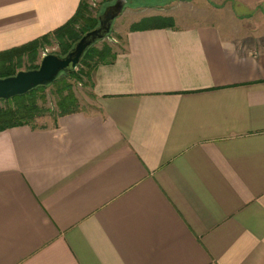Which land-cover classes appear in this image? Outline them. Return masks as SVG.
<instances>
[{
    "label": "crops",
    "instance_id": "1",
    "mask_svg": "<svg viewBox=\"0 0 264 264\" xmlns=\"http://www.w3.org/2000/svg\"><path fill=\"white\" fill-rule=\"evenodd\" d=\"M235 1L263 24H127L94 111L0 132V264H264V0ZM80 2L0 0V52Z\"/></svg>",
    "mask_w": 264,
    "mask_h": 264
},
{
    "label": "trees",
    "instance_id": "2",
    "mask_svg": "<svg viewBox=\"0 0 264 264\" xmlns=\"http://www.w3.org/2000/svg\"><path fill=\"white\" fill-rule=\"evenodd\" d=\"M99 15L97 12L93 16L91 8L85 3V0H81L76 14L65 25L23 46L0 52V78L15 76L24 64L27 65V71L38 69L39 65H36L35 62L41 51L48 45L50 37H54L58 42L59 56H66L85 34L97 28ZM152 27L172 28L174 27V20L162 16L143 19L134 24L132 30ZM117 55L118 52L108 44H104L102 48L92 46L84 54L78 69L92 78L94 71L99 66L112 64ZM85 68L90 72H86ZM77 74L78 72L75 70L61 75L75 76ZM46 88L47 86H41L26 95L17 96L10 100H0V132L21 126L36 128L39 120L49 116H54V124H56L60 117L81 112L80 102L69 87L67 88L68 93L60 97L56 112L46 108L41 101L42 94H40Z\"/></svg>",
    "mask_w": 264,
    "mask_h": 264
},
{
    "label": "rangeland",
    "instance_id": "3",
    "mask_svg": "<svg viewBox=\"0 0 264 264\" xmlns=\"http://www.w3.org/2000/svg\"><path fill=\"white\" fill-rule=\"evenodd\" d=\"M116 2L117 0H85V3L91 8L93 16H95L97 12L101 15L107 7L114 5ZM236 3L235 0H127L122 14L114 21L110 34L103 41L97 43L95 47L102 48L104 44H108L113 47L116 52L120 51L123 47L124 40L122 31L124 27L135 21L137 24V22H141L144 17H147L146 15H148L149 12L145 7L150 5H165L167 8H171V13L176 16L173 20L179 22V27L212 22L232 27H246L248 25L259 26L263 24L261 21V24H255L254 21H249L244 16H240L235 10ZM168 12H170V9ZM145 25L147 24L145 23ZM239 35L252 34L249 31L243 30ZM59 53L60 47L57 40L54 37H50L48 45L41 51L35 64L39 65L46 55H59ZM20 71H27V65L24 64ZM76 71L78 74L75 76L60 75L56 82L47 86L44 92L40 93L42 94L41 101L46 108L56 112L60 97L68 93L67 88L69 87L71 92H73L79 100L82 110L92 112L96 109L95 99L92 93V78H89L87 73L83 74L80 72L78 68ZM85 71L90 72L86 68ZM53 124L54 116H49L41 119L40 122L37 123V126L46 127Z\"/></svg>",
    "mask_w": 264,
    "mask_h": 264
},
{
    "label": "water",
    "instance_id": "4",
    "mask_svg": "<svg viewBox=\"0 0 264 264\" xmlns=\"http://www.w3.org/2000/svg\"><path fill=\"white\" fill-rule=\"evenodd\" d=\"M127 4V0H117L99 16V25L85 34L64 57L50 54L43 57L39 68L20 71L15 76L0 78V100H10L30 91L53 84L61 74L77 70L84 54L97 43L103 41L111 32L113 23Z\"/></svg>",
    "mask_w": 264,
    "mask_h": 264
}]
</instances>
